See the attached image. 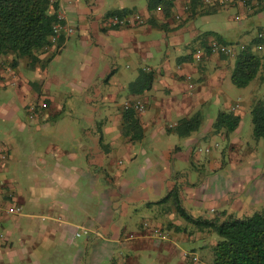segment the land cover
Wrapping results in <instances>:
<instances>
[{
	"label": "crops",
	"instance_id": "1",
	"mask_svg": "<svg viewBox=\"0 0 264 264\" xmlns=\"http://www.w3.org/2000/svg\"><path fill=\"white\" fill-rule=\"evenodd\" d=\"M58 1L73 31L54 57L69 49L72 42L80 48L75 52L76 57H81L75 75L72 71L63 72L62 77L68 80V86H61V89L70 96L84 98L94 108L114 106V111L109 114L115 115L114 122L111 127H105L109 135L107 140H103L101 128L94 121L84 124L87 137L84 140L79 137L74 150L64 154L60 150L59 154H53V161L46 159V153L41 151L37 157L42 168L49 179L55 181L54 178H57L58 186L45 179L44 185H31V194L17 190L12 178L3 173L8 168L3 162L8 150L4 138H0V154L6 153L3 160L0 157V262L6 264L1 255L11 256L10 260L33 261L44 254L39 249L41 245L55 239L57 235H60V240L69 235L78 236L75 230L80 226L78 220L69 215L67 204L60 202L59 197H53L52 187L57 193L58 190L66 192L80 188L84 181L89 185L98 184L96 186L100 189V203L93 214L84 219V227L89 228L87 236L90 243L97 237L101 239L100 245H94L93 264H98L97 261L102 258H108L114 264H142L141 260L146 258L155 264H170L176 256L177 264H195L189 257L182 256L184 252H192L209 264L211 251L201 257L196 248L187 251L179 243H198L200 240V246L205 247L209 243L212 248L216 239L207 242L204 234L193 237L187 228L177 226L179 221L172 216L170 209L171 214L168 216L171 219L166 223L175 231L167 229L166 236L154 234V226L167 227L158 218L153 221L142 219L129 227L122 225L119 219L121 212L130 205L142 203L150 208L153 203L161 204L175 186L179 187L182 207L185 201L193 200L196 207L205 204L209 211L217 210L241 194L243 188L240 180L247 183L256 176L261 177L257 167L251 169L249 165L240 163L235 169L232 164L233 169L225 173L223 164L212 154L206 159L207 169L195 168L194 174L186 168L175 166L172 161L176 155L183 156L192 166L194 162H200L202 158L198 152L201 143L214 135L228 137L231 146L237 147L241 142L237 136L232 135L229 139L230 134L213 133L212 123L218 113L211 116L202 108L214 94L218 96L217 91L224 94L222 85L231 79L234 69V61L209 48L210 43L215 41V34L220 33L204 21L216 12L205 14L197 8L194 12L189 0H173L167 14L162 5L149 11L148 0L141 7L128 6V3L123 2L125 0ZM255 4L256 0H237L232 5L249 13V7ZM119 9L140 15L144 22L120 27L107 26L105 18ZM151 17L154 23L148 21ZM69 57L70 53L66 54L65 59L70 60ZM49 62L42 69L19 67L13 70L0 65V123L6 124L5 128L11 131L14 125L18 129L25 127L24 118H20V108L27 120H32L31 124L37 127L54 124L64 117L66 107L61 106L57 97L49 92L52 85L57 86L63 81L61 74L58 75V70L53 69L54 66ZM143 72H151L152 81L143 90L139 91L140 85L133 89L132 83ZM7 88H11V94L3 99L1 94ZM118 99L123 100L118 102ZM18 100L20 108L16 104ZM129 101H139L144 107L137 115L142 131L140 138L133 139V133L125 132L124 129L123 106ZM92 112L89 111V114ZM197 112L203 117L200 128L189 136L179 137L173 131L176 122ZM149 130L152 137L157 133H167L174 137V141L167 146V171L161 168L159 172L154 171L156 173L153 176L148 172L150 177L147 179L145 171L152 166V156L157 157L158 154L157 150L144 147V135ZM232 151L233 148H230L232 162L243 158L240 154H232ZM82 156L89 164L87 168L80 165L79 158ZM31 162L36 172L37 166L33 160ZM131 165L135 168L133 177L121 178L125 170L133 167ZM2 173L4 176H1ZM260 184L258 179L257 185ZM16 207L20 210L16 211ZM256 210L238 217L247 216ZM210 215L200 211L196 216L190 214L193 220L189 221H202ZM228 215L236 216L231 213L225 217ZM145 222L147 226L143 225ZM104 227H108V231L102 230ZM14 239L19 243L18 249L13 245ZM115 250L118 255L114 254Z\"/></svg>",
	"mask_w": 264,
	"mask_h": 264
},
{
	"label": "rangeland",
	"instance_id": "2",
	"mask_svg": "<svg viewBox=\"0 0 264 264\" xmlns=\"http://www.w3.org/2000/svg\"><path fill=\"white\" fill-rule=\"evenodd\" d=\"M123 2H126L125 4L128 3V6L137 5L138 7H141L146 1L135 0V3H132V0H125ZM256 3L259 4L257 0ZM261 5L263 8L259 11L257 10V6L254 9L253 6H250L248 13L234 5L227 4L218 8L213 16L206 17L204 23L210 28L218 31L225 41L232 43L231 45L234 48V53L232 55H226V58L235 62L234 56L237 49L239 50L240 46L248 44L260 32L264 31V0L261 1ZM68 48L69 49L63 50L61 54L50 61L52 66H54L53 69L58 70V75L61 74L63 83L61 82L57 86L52 85L49 92L57 97V101L61 103V106L64 105L66 107L64 117L54 124L45 127H37L35 124H31L32 120H27L24 111L19 107L20 100H18L16 104L20 108V118H24L22 120L26 123L25 127L18 129V127L15 128L16 126L14 125L13 129L10 131L8 127H4L6 124L0 123V138H4L3 142L8 150L7 158L3 161L8 168L7 170H4L3 173L5 176L11 177L13 186L23 193L31 194L33 189V186L31 185L34 183L44 185L42 183L45 179L51 180L46 176L45 170L42 168L43 165H41L39 158L37 157L41 151L46 153V159L53 161V154H59L60 150L63 154L64 152L66 153L70 150H74L77 139L81 137L84 140V138L87 137L84 124L91 122L94 123V121H97V127L99 126V128H101L103 140H107L109 135L106 132L105 127H111L114 122L115 115H109L114 111V106L109 108H105V106L94 108L93 105H88L84 98L70 96L62 91L61 86H68V80L62 77L64 76L63 72L72 71V74L75 75V70H77L76 66L79 65L81 59L79 54L77 55L80 57L78 59L75 53L80 49L79 47L72 42L69 44ZM68 53H70V60L65 59L66 54ZM20 68L23 69V66H20ZM7 89L8 90L3 91L1 94L3 99L8 98L11 94V88ZM222 89L224 94L217 91L216 93L218 96L214 94L212 99L207 101L202 108L205 109V112L210 113L211 116H214L219 111L223 110L237 112L241 118L239 125L233 132L229 133L230 135H228L230 136L229 139L233 136L240 138V145L238 144L237 147L231 146L229 145L231 141L228 140V137L214 135L211 136L209 140H204L201 143V149L198 152L202 158L200 162H194V165L192 166V164L190 165L183 156L177 157L176 155L172 161H174L175 166L186 168L191 174H194L197 170H195V168L204 167L203 169H207L206 159L209 154H212L217 157L219 163L221 162L223 164L222 169L225 173H229L233 169V165L235 169L236 165L240 163L241 165H249L251 169L254 166L257 167L261 172V177L258 178L256 176L247 183L240 180V184L243 188L240 190L241 194L236 196L231 203L225 204L223 208L217 210L211 209L209 211L208 206L205 204L200 208L196 207L193 200L191 202L185 201L183 203L184 207L182 208H184L183 210L187 214L189 213V215L196 216L200 211L206 215L211 214L206 220L213 218L223 220L226 218L225 216L227 214L231 213L238 217L241 214L250 212V210L264 208V141L254 137L250 113L252 100L264 92V82H261L259 78H256L245 87H237L232 83L231 79H229L222 85ZM61 93L62 97L60 96ZM73 95H75V93ZM122 100L123 99H118V102H122ZM89 111L93 112L89 114ZM144 139V147L157 150V157H159V160H157L156 156H152L154 158L152 166L145 171V176L148 179L150 177L148 172L153 176L156 172H159L161 168H163L164 171H167L169 166L167 146L174 141V137L167 133H157V135L152 137L151 131L149 130L145 132ZM103 143L106 145V142ZM230 148H233L232 154H240L243 158L232 162L230 160ZM181 149L184 151V147L181 146ZM65 157L66 156H64V158ZM32 160L37 166L36 172L35 169L32 168ZM79 162L83 168H87L89 165L86 158L83 156L79 158ZM137 164L138 162L136 165ZM200 164L201 166H199ZM133 170H135L134 166L128 168L127 171L125 170L123 174L121 173V178L133 177ZM3 173L1 176H4ZM258 179L261 181L260 185H257ZM54 180L55 181H51L53 184H56L57 178H54ZM82 183V188L76 187L66 192L58 190L57 193L52 187L54 192L53 197H59L60 202L67 204L69 215L78 220L80 226L75 229L79 233L78 236L69 235L68 238L66 237L64 240H60V235H57L55 239L49 240L41 245L42 248L39 249L44 254L37 256V259L34 258L33 261L29 260L23 262V260L20 259L10 260L11 256L7 257L6 255H1V259H3L6 264H93L92 255L94 253V245L97 243L100 245L101 239L97 237L90 243L87 236L89 228L84 227V219L87 216H91L96 205L100 203L98 196L100 189L96 186L98 184L89 185L84 181ZM143 192L144 194L147 193L145 190ZM171 207H173V204H171L169 200L165 202L163 201L161 204L153 203L150 208H147L142 203H136L135 205L126 207V210L121 212L119 221L125 227H129L133 224L136 225L142 219L148 218L153 221L158 218L160 222L167 226L165 228L163 227L164 229L162 228L163 234L166 236V234L168 235L166 231L167 229L171 232L175 231V228H170L166 223L170 221L171 217H169L168 214H171L169 212L172 211V216L179 221V225L177 226L187 228L188 232H192L193 237L204 234L207 237L205 239L207 242L219 238L218 234L213 229L208 231L209 228L207 225L196 223L197 221L191 222L182 215V212L176 210L174 207L171 209ZM8 224H13V222H8ZM93 225L94 224H92V226ZM102 230L108 231V227H104ZM199 242L201 241L198 240V243L196 241H186L179 244L187 251L192 247L196 248L195 250H197L198 255L202 257V254L211 251V247L209 246V243L208 246H200ZM13 245L16 248L19 245L16 239L13 240ZM114 254L118 255L116 250ZM182 256L186 258V256ZM176 258L178 259V256H176ZM176 258L172 259L170 264H177L175 262L177 260ZM146 259L141 260L142 264H155ZM133 260L131 261L132 263L134 262ZM97 262L98 264H114L112 261L110 262L108 258L99 259ZM0 264H2V262H0Z\"/></svg>",
	"mask_w": 264,
	"mask_h": 264
},
{
	"label": "trees",
	"instance_id": "3",
	"mask_svg": "<svg viewBox=\"0 0 264 264\" xmlns=\"http://www.w3.org/2000/svg\"><path fill=\"white\" fill-rule=\"evenodd\" d=\"M189 1L191 10L196 12L199 9L205 14L216 12L224 5L237 2V0L215 2L201 8V5H204L202 0ZM257 1L259 4L256 3L258 5H254L253 8L257 6L259 11L263 8L262 0ZM159 5H162L164 13L167 14L172 8L173 0H148L147 2L149 11ZM60 11L63 10L58 0H0V65L13 70L20 66H23V69L44 68L72 33L66 35L62 30L58 34L54 33L53 26L58 22L57 15ZM130 12V10L119 9L113 13L129 15L132 14ZM153 19L151 17L148 21L154 23ZM52 37L55 38L54 41ZM214 39L223 44H232L225 41L219 34H215ZM235 53L234 69L231 74L232 83L237 87H245L256 78L264 82V31L248 44L240 46ZM152 79L151 72L140 73L132 83V88L140 85L139 91L143 90ZM136 102L139 101H129L123 106L124 129L125 132L133 133L131 135L133 139L140 138L142 135L137 116L138 109L135 107ZM250 113L253 135L256 139L264 141V92L252 100ZM240 119L237 112L220 111L213 120L212 131L215 134L228 135L237 128ZM202 121V115L197 112L190 117L180 118L174 125L173 131L179 137L189 136L200 128ZM168 200L176 210L182 212L185 218L193 220L180 204L178 186L172 188L162 199V201ZM194 221L207 225L219 236L212 245L209 264H264V208L242 217L228 215L223 220L213 218Z\"/></svg>",
	"mask_w": 264,
	"mask_h": 264
},
{
	"label": "built area",
	"instance_id": "4",
	"mask_svg": "<svg viewBox=\"0 0 264 264\" xmlns=\"http://www.w3.org/2000/svg\"><path fill=\"white\" fill-rule=\"evenodd\" d=\"M227 1H230V0H202L204 5H208L210 3H215V2L224 3V2H227ZM57 20H58V22L55 23L54 26H53L54 33L58 34L59 32H61L60 30H62L63 33H65L66 35H69L72 32L73 28L70 25V23L68 22L64 11H60L58 13ZM143 22H144V19L138 14L119 15L117 13H112L111 15H108L105 18V23L109 27H112V26L120 27V26L129 25V24H132V23H139L140 24V23H143ZM52 38H53L52 41H54L55 38L54 37H52ZM209 48H210V51H212V52H221V53H223L225 55H232L234 53V48H233L232 45L223 44V43H220V42H217V41L211 42L210 45H209ZM127 106L128 105H126V107ZM135 107L138 109V111H142L143 108H144L143 104L140 103V102H136ZM0 157L3 160L6 157V153L2 152L0 154ZM15 210L18 211V210H20V208L16 207ZM143 225L147 226L148 223L145 222V223H143ZM153 231H154V234L157 235V236H165L163 234V231H162L161 227L154 226L153 227ZM76 234L78 235L79 233L76 232ZM183 255L186 256V257H189V259L195 264H207V263L201 261L197 257V255L192 253V252H184Z\"/></svg>",
	"mask_w": 264,
	"mask_h": 264
}]
</instances>
